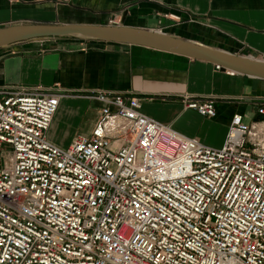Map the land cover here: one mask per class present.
<instances>
[{"label": "built area", "instance_id": "2783aa9c", "mask_svg": "<svg viewBox=\"0 0 264 264\" xmlns=\"http://www.w3.org/2000/svg\"><path fill=\"white\" fill-rule=\"evenodd\" d=\"M64 97L0 87V264H264V105L212 148L92 91V132L61 148ZM185 107L216 116L212 99Z\"/></svg>", "mask_w": 264, "mask_h": 264}, {"label": "crops", "instance_id": "0c3cea01", "mask_svg": "<svg viewBox=\"0 0 264 264\" xmlns=\"http://www.w3.org/2000/svg\"><path fill=\"white\" fill-rule=\"evenodd\" d=\"M15 25L122 26L264 62V0H0V28ZM215 67L126 45L33 42L0 50V87H57L65 94L57 112L70 101L99 112V104L82 97L92 91L134 96L143 115L220 148L233 114L250 121L264 105V81ZM187 98L214 100L215 118L186 109ZM98 117L81 111L75 122L53 129L51 123L47 138L65 148L89 135Z\"/></svg>", "mask_w": 264, "mask_h": 264}, {"label": "water", "instance_id": "95a60500", "mask_svg": "<svg viewBox=\"0 0 264 264\" xmlns=\"http://www.w3.org/2000/svg\"><path fill=\"white\" fill-rule=\"evenodd\" d=\"M135 7L125 10L123 17ZM80 41L126 45L209 63L222 72L264 81V62L227 54L163 33L122 26L15 25L0 28V50L47 41Z\"/></svg>", "mask_w": 264, "mask_h": 264}, {"label": "rangeland", "instance_id": "374dc122", "mask_svg": "<svg viewBox=\"0 0 264 264\" xmlns=\"http://www.w3.org/2000/svg\"><path fill=\"white\" fill-rule=\"evenodd\" d=\"M82 105L86 104L82 103L81 101H70L65 106H62L53 119L51 128H56L65 122H75L76 118H78V113L81 111L86 115L90 114L91 112H93L95 115H98L97 110H91L89 109L90 107H81Z\"/></svg>", "mask_w": 264, "mask_h": 264}]
</instances>
